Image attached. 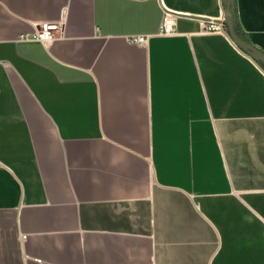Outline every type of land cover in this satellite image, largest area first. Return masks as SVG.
Returning <instances> with one entry per match:
<instances>
[{"label":"crops","instance_id":"0c3cea01","mask_svg":"<svg viewBox=\"0 0 264 264\" xmlns=\"http://www.w3.org/2000/svg\"><path fill=\"white\" fill-rule=\"evenodd\" d=\"M224 8L0 0V264H264V68L202 32ZM234 14L264 51V0Z\"/></svg>","mask_w":264,"mask_h":264},{"label":"built area","instance_id":"2783aa9c","mask_svg":"<svg viewBox=\"0 0 264 264\" xmlns=\"http://www.w3.org/2000/svg\"><path fill=\"white\" fill-rule=\"evenodd\" d=\"M176 18L172 11L164 7V14L159 24L155 35H173L176 33ZM215 19H224V13ZM62 32V23L58 21H40L35 25L31 33H20L17 35L18 41L35 40L41 43H48L52 41L59 33ZM202 32L204 33H220L225 34L224 25L218 23L211 18V20L204 22L202 25ZM153 34H131L127 35L126 39L134 44L146 45L149 37Z\"/></svg>","mask_w":264,"mask_h":264},{"label":"water","instance_id":"95a60500","mask_svg":"<svg viewBox=\"0 0 264 264\" xmlns=\"http://www.w3.org/2000/svg\"><path fill=\"white\" fill-rule=\"evenodd\" d=\"M225 8L223 10L224 13V19L221 21L220 19H213L218 23H222L225 25L228 29V34L232 41L244 52H246L252 59H254L257 62H260L264 64V52L258 48H256L254 45L249 43L247 40L242 39L238 37L234 31L233 28V18H234V0H224ZM175 15H184L181 13H176L172 11ZM200 20L209 21L211 18L209 17H197Z\"/></svg>","mask_w":264,"mask_h":264},{"label":"trees","instance_id":"16d2710c","mask_svg":"<svg viewBox=\"0 0 264 264\" xmlns=\"http://www.w3.org/2000/svg\"><path fill=\"white\" fill-rule=\"evenodd\" d=\"M233 28H234V31H235V33H236V35H237L238 37H240V38H242V39H245V38L243 37L242 31H241V29H240V26H239L238 22L236 21L235 14H234V18H233ZM260 50H261V49H260ZM263 52H264V51H263ZM259 64L264 68V64H262V63H260V62H259Z\"/></svg>","mask_w":264,"mask_h":264}]
</instances>
